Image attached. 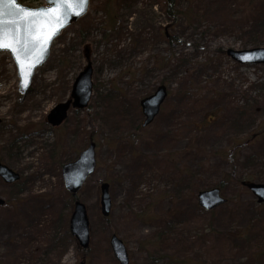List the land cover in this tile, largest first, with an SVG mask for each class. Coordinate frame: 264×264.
I'll list each match as a JSON object with an SVG mask.
<instances>
[{
    "label": "rangeland",
    "instance_id": "rangeland-1",
    "mask_svg": "<svg viewBox=\"0 0 264 264\" xmlns=\"http://www.w3.org/2000/svg\"><path fill=\"white\" fill-rule=\"evenodd\" d=\"M164 1L90 0L88 14L53 44L52 62L37 70L27 97L18 94L11 58L0 54V163L20 175L14 185L0 180V260L39 264L54 233L65 252L47 264H117L111 235L125 244L130 264H264V207L241 186L249 173L264 183V90L254 89L264 66H239L223 54L247 46L258 24L254 37L264 44V0H252L248 11L245 0H176L172 25ZM108 3L115 14H107ZM88 63V107L50 132L46 115L69 99L62 81L71 88ZM162 84L168 97L142 129L139 101ZM90 140L97 167L77 197L88 210L91 242L81 251L66 234L73 201L61 167ZM101 183L112 201L107 219ZM220 184L227 204L202 211L195 191Z\"/></svg>",
    "mask_w": 264,
    "mask_h": 264
},
{
    "label": "water",
    "instance_id": "water-1",
    "mask_svg": "<svg viewBox=\"0 0 264 264\" xmlns=\"http://www.w3.org/2000/svg\"><path fill=\"white\" fill-rule=\"evenodd\" d=\"M88 6L89 0H87L86 5L75 3L74 0H66V4L63 6H57V3H53L51 0H45V5L41 8L28 9L21 6L16 0L15 7L24 9L27 12L43 13L51 9L53 10L51 14L57 17H60L61 13H63L58 23L52 20L47 24L41 25L35 29L34 34H30L27 26L22 22L19 24L10 23L12 17L8 15L7 9H5L2 20L6 33L11 32L20 42L21 46L27 44L29 48L27 54L24 52L19 53V61L17 55L10 49L6 48L0 50V52L8 51L16 65L20 94H26L35 70L47 61L53 41L67 26L78 21L85 15ZM36 19L40 18L37 17ZM43 19L47 18L45 17ZM5 43H9V41L6 39ZM226 55L240 65H264V48L248 50L229 49L226 51ZM91 75V65L88 64L73 84L71 92L72 101L57 105L47 116V121L52 127H57L63 122L71 105L74 109H83L87 106L92 90ZM166 97V87L159 86L153 95L140 102L142 113L145 117L142 125L143 127L153 122ZM95 165V145L91 144L79 155L75 162L69 163L63 167L62 178L65 189L71 194L76 195L87 178L93 173ZM0 178L6 184H12L19 180V175L8 167L0 164ZM242 185L252 193L258 204H264V184L242 183ZM100 194L101 214L103 217H108L111 212V199L109 196V186L107 184H102L100 186ZM197 201L198 205L206 212H212L226 203V200L221 197L220 190L217 188L199 192ZM0 205H3L2 200H0ZM69 227L71 235L75 238L79 247L82 250H88L90 245L89 221L86 207L79 201L74 204V211L70 219ZM110 247L119 264H129L127 250L118 237H111Z\"/></svg>",
    "mask_w": 264,
    "mask_h": 264
},
{
    "label": "trees",
    "instance_id": "trees-1",
    "mask_svg": "<svg viewBox=\"0 0 264 264\" xmlns=\"http://www.w3.org/2000/svg\"><path fill=\"white\" fill-rule=\"evenodd\" d=\"M28 1L29 0H19V2L23 3V4L27 3ZM113 4L110 6L108 3V5L104 6V8H106V10L107 9L113 10L112 13L115 14L117 10L114 8ZM252 5H253L252 0H245V7H244L243 11L250 10V7ZM176 7H177L176 6V0H165L164 1V8H163L164 14L166 15V17L169 20V22L171 23V25L176 24V22L178 20L179 11L177 10ZM259 21L260 20L258 19L257 24L259 23ZM260 28H261V26L259 24L255 26L254 30H252L253 27L250 28V31L247 32V34L250 36V39L248 40L249 41L248 45L243 47V49H248V47L256 48V47H261L262 45H264L254 37V34L256 33L257 30H258V34H260V30H259ZM170 41L173 42L174 39L170 38ZM223 54H225V53H223ZM254 89H258L259 91L264 90V81L259 86L256 85V87ZM247 102H248L247 106H250V110L248 109L249 111H253L256 109V106L253 105V100L249 99V100H247ZM254 141H255V139H253V137L245 139V140H239L238 142L236 141L234 144V149H232L231 152L235 153L237 151H240V150L244 149L245 147L250 146L251 142H254ZM232 155H231V157H232ZM249 161H250V159H249ZM252 176H253V174L249 173L248 177L245 178L246 179L245 182H254L252 179ZM226 178L229 179L230 176H227ZM217 187L221 191L223 190V186L221 184L218 185ZM195 193H198V192L195 191ZM140 218H142V217L140 216ZM66 227H67V225H66ZM66 234H68V231ZM51 237L52 238L48 242L46 249L41 250V251H43L42 252L43 254H41V256H39L37 258L39 264H47L48 259L55 258V257L60 258V256L63 255L65 252V250H64L65 243H62L63 240H59L57 238V235L54 233L51 235ZM68 238H70V236ZM60 250H61V252H59ZM0 264H10V263L6 260H0Z\"/></svg>",
    "mask_w": 264,
    "mask_h": 264
},
{
    "label": "snow or ice",
    "instance_id": "snow-or-ice-1",
    "mask_svg": "<svg viewBox=\"0 0 264 264\" xmlns=\"http://www.w3.org/2000/svg\"><path fill=\"white\" fill-rule=\"evenodd\" d=\"M15 2L16 0H0V50H4L6 48L10 49L14 54L17 55V59L19 61V53L24 52L27 54L29 48L27 44L21 46L20 42L15 38V36L12 35L11 32L6 33L2 20V17L5 14V9H7L8 15L12 17L10 23H24L27 26L30 34H34L36 28L47 24L52 20H55L58 23L62 18L63 13H61L60 17L51 14L53 13V10L51 9L46 10L43 13H31L24 9L16 8ZM51 2L57 3V6H63L66 4V0H51ZM74 2L84 5L87 4V0H74ZM37 17L40 19H36ZM45 17L47 19H43ZM6 39L9 41L7 44L5 43Z\"/></svg>",
    "mask_w": 264,
    "mask_h": 264
}]
</instances>
